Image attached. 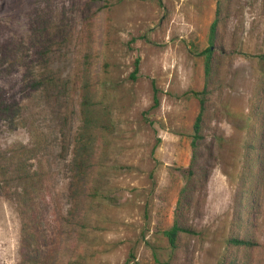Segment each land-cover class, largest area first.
I'll return each instance as SVG.
<instances>
[{"label": "rangeland", "instance_id": "rangeland-1", "mask_svg": "<svg viewBox=\"0 0 264 264\" xmlns=\"http://www.w3.org/2000/svg\"><path fill=\"white\" fill-rule=\"evenodd\" d=\"M4 42L0 264H219L229 235L258 241L234 250L238 264H264V0H0ZM17 162L38 174L31 246ZM187 167L194 233L171 253L162 231Z\"/></svg>", "mask_w": 264, "mask_h": 264}, {"label": "trees", "instance_id": "trees-1", "mask_svg": "<svg viewBox=\"0 0 264 264\" xmlns=\"http://www.w3.org/2000/svg\"><path fill=\"white\" fill-rule=\"evenodd\" d=\"M216 14H218V11H216ZM217 25H218L217 16H215L210 26V36H209L210 45L215 40V36L217 32L216 31ZM6 44L8 43L4 42L0 44V46L5 48ZM202 55H203V64L205 68V74L208 80L212 74V68H213L212 67V51L209 46L202 51ZM259 57L264 60V53L259 55ZM0 59L2 58L0 57ZM134 65L135 67L132 72V76H134V73L138 70L137 60L134 61ZM44 82L45 80L43 79L42 80L37 79L33 82L34 87L38 88L42 84H44ZM207 93L208 92L205 86L200 91H192V95L197 97L199 106H200L199 113L197 114L195 121H193L192 123L193 133L191 135L190 146L193 149V156H195V152L197 150L196 147L198 145L199 140L200 141L202 140V136L200 132H201V125H202L201 123L203 121L202 116L205 111L204 100H205V95ZM153 99L155 100L154 94H153ZM0 103H4V101H0ZM254 148L258 149V145H255ZM256 158L257 157H255L254 160L251 159L250 161L251 165H254L258 161V158L257 160ZM17 163L14 164V167L12 168L11 172L14 176L13 178L21 182V186L14 191L16 209H17V213L20 218V228H19V235H20V241H21L20 245L31 246V241H35L37 237V235L35 234L37 227L34 226L32 222L33 217L31 213L33 210V205H32L33 200L30 198V196L32 194L31 189L34 186V183L38 182V174L35 171L31 172L29 168H26L24 165L20 163H18L19 166H17ZM75 168L77 170V175L79 177H83L84 171L80 169L78 165H75ZM249 171L252 172L251 178L255 179V177L258 176L260 167H258L257 165L256 169L254 170L249 169ZM4 174L5 172H3V177L0 178V182L6 180L7 175L4 176ZM193 174L194 173L192 172L190 167H187L184 170L185 183L179 190L180 194L176 201V205L173 208L171 224L167 229L162 231V234L167 239V242L169 245L168 248L171 251V253H173L176 247H178V245L180 244L182 234H193L194 233V229L189 224H187L185 221H183V214L188 208H190V205L192 203V198H189V193H190V190H193V189H188V184ZM247 174H249L248 171H247ZM204 178H205V173L201 172L199 176V182H201ZM91 191L94 193L93 189ZM250 205L253 206V204H250ZM251 206L249 210H247V212L252 211ZM29 241H30V244H29ZM226 245H227V248L225 249L223 254L220 256L219 264H238V262L236 261L234 257V250L237 248H241V249L255 248L256 245H258V241L256 239H252L251 237H247V236L241 237L239 235H229L226 239ZM37 258H38V254L35 252V253L30 254L29 257H25L24 261L29 260L31 263H35L36 262L35 260ZM161 264H170V261L169 260L164 261V262H161Z\"/></svg>", "mask_w": 264, "mask_h": 264}]
</instances>
